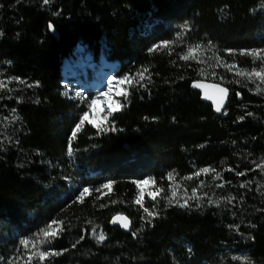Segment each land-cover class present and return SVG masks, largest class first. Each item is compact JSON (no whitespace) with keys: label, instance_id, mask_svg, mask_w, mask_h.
<instances>
[{"label":"trees","instance_id":"1","mask_svg":"<svg viewBox=\"0 0 264 264\" xmlns=\"http://www.w3.org/2000/svg\"><path fill=\"white\" fill-rule=\"evenodd\" d=\"M0 33V71L25 85L10 104L16 115L12 144L0 151V226L26 238L56 221L62 233L57 250L65 256L55 264H217L235 247L264 264V219L258 215L249 239L238 243L213 208L143 198L157 213L149 224L135 203L137 181H154L168 193L174 179L202 168L232 181L230 169L264 158V100L236 75L264 67L241 55L264 49V0H0ZM81 44L95 61L116 62L118 76L132 84L126 82L127 100L120 98L124 106L105 126L116 131L85 124L73 140L88 108L64 97L62 66ZM197 45V59H181ZM212 57L220 66L209 67L216 63ZM196 81L231 91L227 118L201 100L192 89ZM257 176L262 185L264 177ZM107 183L111 190L103 188ZM84 187L90 194L81 201ZM234 193L251 201L239 189ZM119 214L132 221L128 234L111 226ZM94 226L107 238L102 246L89 240Z\"/></svg>","mask_w":264,"mask_h":264},{"label":"rangeland","instance_id":"2","mask_svg":"<svg viewBox=\"0 0 264 264\" xmlns=\"http://www.w3.org/2000/svg\"><path fill=\"white\" fill-rule=\"evenodd\" d=\"M175 29H177V27H175ZM62 71L64 74V88L69 92L70 98L74 97L75 92H81L85 99L74 98V100L83 102L87 106L91 100L100 97V100L95 106V110L88 109V119L84 121L83 125L89 124L96 129L105 128L111 117L109 116L107 122H105L104 117L108 116L109 112L108 102H120L122 96L117 95V93L121 89L124 90L126 84V82L125 84L118 83L120 80L125 79V77L121 78L118 76V67L116 64L106 62L103 58L95 61L86 46L81 44L72 59L63 61ZM0 81L4 84V87L0 88V151H2L12 144L11 138L16 128V115L15 112L10 109V104L18 98V93L25 88V85L7 78L1 71ZM109 81H112L111 85H109ZM239 82L242 84L243 88L248 89L253 95L264 100V84L261 85L262 91L257 92L256 86L252 84L251 81H247L244 77H242ZM109 87L112 88L111 93H109L108 96H104V93H108ZM99 105L102 106V110L98 112L97 107ZM243 111L245 113L248 109H244ZM115 113L116 112L113 114ZM83 125H81V127ZM260 164H264V158L257 161H248L245 165H240L237 169H230L229 171L234 178L232 181L226 179L225 173L217 171H210L206 174L201 172L199 177L193 176L191 179H174L168 193L160 190L156 200L161 199L168 202L171 197L172 189L175 188L176 197H171L173 201L171 204L178 206L176 203L177 200L183 203L185 199H188L189 205L186 207L188 209H215L220 217L224 218L225 225L234 239L237 240L238 243L246 242L249 239L248 231L252 226L251 220H253V214L264 219V195H262V193H264V183L262 185L261 183L259 184L258 176L253 179V176L257 174L264 177V174H262L257 167V165ZM240 172L245 173V175L238 176L237 173ZM217 173H219L220 179L216 178ZM220 184H223L224 187H216ZM241 184H245L246 187L241 188ZM201 185H203V187H201ZM253 186H257L259 189V191H257L258 194L254 196V200ZM157 189L158 188L151 181L149 184L144 185V198H149L151 200L148 194L150 192L156 193ZM237 189L241 190L244 195L248 194V199L251 201L248 202L245 198L239 199L235 197L234 192ZM139 190L141 192V189ZM193 190L196 191L197 197L200 198L198 201L190 199ZM205 193H207V195H205ZM229 195L233 197V201L230 204L226 203V197ZM217 199L221 201L219 205L209 203L210 200L214 201ZM253 202H255L254 206ZM197 203L200 205L199 207H197ZM145 221L144 219V222ZM48 225L50 224H43L38 231L26 238L18 237L12 229H6L0 226V256H3L4 260L7 261L11 257L21 255L24 256L25 259L18 262V264H27L26 257L30 255L31 252H59L57 250L58 241L62 239L60 227L57 224H52L53 229H56V235L54 238H45L43 236V231L47 229ZM100 230L103 229L97 227V231L99 232ZM85 235L86 231H83V236ZM20 239L29 240V249L27 251L23 249L22 245H19L18 241ZM48 240H51L50 244L47 242ZM89 240L102 246L107 238L104 242L97 243L90 234ZM33 244L36 245L35 248L32 247ZM16 249H20V252L18 253ZM233 255H238L251 261L243 251L239 250V247H235L230 250L222 260L217 262V264H240V262H234L230 259ZM62 256H65V253L56 257H46L44 261H39L38 256H32L31 264H50V262L51 264H55ZM251 262L255 264L253 261Z\"/></svg>","mask_w":264,"mask_h":264},{"label":"snow or ice","instance_id":"3","mask_svg":"<svg viewBox=\"0 0 264 264\" xmlns=\"http://www.w3.org/2000/svg\"><path fill=\"white\" fill-rule=\"evenodd\" d=\"M49 3V0H43V4L47 5ZM49 28H52V25L50 24L49 25ZM0 35H2V33H0ZM159 47V46H158ZM165 47H167V42L165 43ZM200 46L197 45L195 48H189L188 49V55H185L183 57H181V59L187 61L189 59H197L196 55H194V53L196 52V48H199ZM209 47H211V45H209ZM241 55H245V56H250V57H253L254 61L255 60H260L262 62H264V49H260V50H252L250 52H242ZM213 60L216 61L215 64H210L209 67H212V68H215L217 66H220V59L219 57H212ZM201 63H205V61L201 60L200 61ZM225 68L228 69V71H232L233 68H235V65L233 64H225L223 65ZM144 71L146 72L147 69H144ZM206 72V69H201V75H204ZM140 78V80H143L144 79V76H143V73H138L137 74ZM212 75L215 76L216 73L213 71L212 72ZM236 75L237 76H240V77H244L247 81H251L252 84H254L256 86V90L257 92H261L262 89H261V85L264 84V67H261L259 70H257L255 67L252 68L251 71H238L236 72ZM221 79H223V77H221ZM259 81V83H258ZM125 82H127L128 84H132V80L125 77V79L123 80H120L118 83L119 84H125ZM109 85L112 84V81H109L108 82ZM4 87V84L2 81H0V88ZM29 87H31V85H29ZM193 87L194 88H197V89H200V88H203L204 89V96L207 100H213L214 103H215V111L217 113H221L222 109H224V101H225V98L227 97L228 95V88L226 87H221L219 84H212V85H207V84H202V83H194L193 84ZM209 89H212L211 93L209 92ZM112 91V88L109 87V91L108 93H104V96H108L109 93H111ZM64 97L66 98H69L70 97V94L68 91H64L63 93ZM117 95H121L123 97H125V101L127 100V93L124 91V90H120ZM73 99L74 98H80V99H85L83 96H82V93L81 92H75L74 93V97H72ZM100 100V97H97L96 99H93L91 100L88 104H87V107L88 109L90 110H95V106L97 105L98 101ZM39 101H37L38 103ZM124 105H122L119 101H109L108 102V108H109V112H108V116L104 117V120L105 122H107L108 120V117L109 116H112L114 112H118ZM227 111L225 110L223 112V115H227ZM247 116H252V113L251 112H248L247 113ZM88 119V112H85L84 113V117L83 119H81L79 121L78 124L75 125V131H73L71 133V138L73 140H75L76 136H77V132L80 131L81 129V125H83L84 121ZM239 119L242 121L245 119L244 116H240ZM101 131H116V128L113 126L111 128H101L100 129ZM67 155L69 157H72L73 156V150H72V146L71 144H69L68 148H67ZM257 167L259 168L260 172L262 174H264V164H260V165H257ZM210 171H215L214 169H209V168H202L200 169V171L196 172L195 175L197 177H199L201 175V172L203 173H208ZM169 175V179H174V177L172 176L171 173L168 174ZM238 176H243L245 175V173L243 172H240V173H237ZM217 179H220V175L219 173H217ZM187 179H191V177H188ZM150 181L149 180H143V181H137L136 182V186L141 189V192H140V195L137 196L136 200H135V203L140 205V207L143 209V212L146 213L147 215L144 217V219L150 224L151 223V218L154 217L157 213L153 210H150L148 207H144V192H143V188H144V185L146 184H149ZM154 183V181H153ZM251 183V182H249ZM111 183H107V184H104L103 185V188L105 189H109L111 190ZM201 187H203V185H201ZM216 187H224L223 184H220V185H217ZM241 188H244L246 187L245 184H241L240 185ZM259 191V189H257ZM159 189H157V192L156 193H149L148 195L150 196L151 198V201H156L157 199V194L159 193ZM96 192H100V188H97L96 189ZM90 194V190L89 188L87 187H84L83 188V191L80 192L79 194V199L81 201H83V198L85 197V195H89ZM205 195H207V193H205ZM262 195H264V193H262ZM171 197H176V189L173 188L172 189V192H171ZM171 197L169 198L168 200V203L171 204L173 201L171 199ZM191 200L193 201H198L200 198L197 197V194H196V191L193 190L192 194H191V197H190ZM233 201V197L232 196H227L226 197V203H232ZM177 205L181 208H186L188 207L189 205V201L188 199H185L183 203H180L179 200L176 201ZM210 204H216V205H219L221 203V201L219 199L217 200H210L209 201ZM200 205L197 203V207H199ZM101 207H103V205H101ZM91 223V222H89ZM111 223L113 225H116V224H119L123 229H128L129 228V221L127 219V217L125 216H121V215H117L115 216L112 220H111ZM52 224H57L56 221H53ZM52 224L48 225L47 229H45L43 231V236L45 238H48V237H55L56 235V229H53L52 227ZM97 227L98 226H94L91 228V236L97 241V243H102L105 241L106 239V236L103 232V230H100L99 232L97 231ZM238 230V229H237ZM132 235H136L135 232L132 233ZM81 239H83V237H81ZM49 244L51 243V240H48L47 241ZM19 245H22L23 246V249L25 251H27L29 249V240L27 239H20L18 241ZM77 243H79V241H77ZM33 248L36 247L35 244L32 245ZM73 247H76V244H73ZM16 251L19 253L20 252V249H16ZM189 252H191V248L189 247L188 249ZM62 253L61 252H57V251H35V252H31L30 255H28L26 257L27 259V264H31V260H32V256H38V259L39 261H44L46 257H56V256H59L61 255ZM25 257L24 256H21V255H17V256H14V257H11L9 258V260L5 261L4 260V257L3 256H0V264H18V262L24 260ZM230 259L234 262H240V264H250V261L246 260V258H242L241 256H238V255H233L230 257ZM51 264V262H50Z\"/></svg>","mask_w":264,"mask_h":264},{"label":"water","instance_id":"4","mask_svg":"<svg viewBox=\"0 0 264 264\" xmlns=\"http://www.w3.org/2000/svg\"><path fill=\"white\" fill-rule=\"evenodd\" d=\"M50 33H51V34H52L57 40L60 39L59 33L56 31V29H55V27H54L53 25H52V28H50ZM107 62H109V61H107ZM197 82L202 83V84H207V85L215 84V83H210V82H206V81H196V82H194V83H197ZM194 83H193V84H194ZM193 84H192V89H193L194 91H196V92H198V93L201 94V100H202L204 103H206V104H210V105L213 107L215 114H217V115H222L223 112H224L225 110H227L228 103H229V99H230V96H231V91H230L229 89H228V95H227V97L225 98V101H224V109H222L221 113H217V112L215 111V103H214V101H213V100H207V99L205 98V96H204V89H203V88H200V89L194 88V87H193ZM220 86H221V87H224V86H222V85H220ZM211 91H212V89H209V92H210V93H211ZM227 113H228V112H227ZM224 116H225V115H224ZM225 117L227 118V117H228V114H227ZM119 215L127 217L126 215H122V214H119ZM116 216H117V215H116ZM112 219H113V218H112ZM127 219H128V221H129V228H128V229H123L119 224L113 225V224L111 223V226H112V227L120 228L125 234H128V233L132 230V221H131V219H130L129 217H127Z\"/></svg>","mask_w":264,"mask_h":264},{"label":"bare ground","instance_id":"5","mask_svg":"<svg viewBox=\"0 0 264 264\" xmlns=\"http://www.w3.org/2000/svg\"><path fill=\"white\" fill-rule=\"evenodd\" d=\"M100 110H102V106H101V105H99V106L97 107V111L99 112Z\"/></svg>","mask_w":264,"mask_h":264},{"label":"clouds","instance_id":"6","mask_svg":"<svg viewBox=\"0 0 264 264\" xmlns=\"http://www.w3.org/2000/svg\"><path fill=\"white\" fill-rule=\"evenodd\" d=\"M250 264H252V262L250 261Z\"/></svg>","mask_w":264,"mask_h":264}]
</instances>
